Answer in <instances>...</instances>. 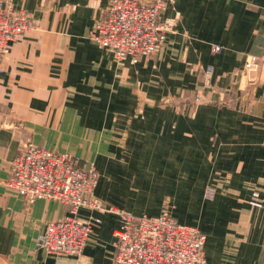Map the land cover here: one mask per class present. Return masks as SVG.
Returning <instances> with one entry per match:
<instances>
[{"label": "crops", "instance_id": "0c3cea01", "mask_svg": "<svg viewBox=\"0 0 264 264\" xmlns=\"http://www.w3.org/2000/svg\"><path fill=\"white\" fill-rule=\"evenodd\" d=\"M14 1L34 27L0 72V264L115 260L118 216L88 207L79 216L101 222L79 257L37 247L68 210L6 185L27 140L80 167L96 162L105 203L135 215L169 208L201 229L209 264H263L264 0H171L161 18H174V31L137 63L88 36L109 0ZM249 55L261 57L255 73L245 69Z\"/></svg>", "mask_w": 264, "mask_h": 264}, {"label": "built area", "instance_id": "2783aa9c", "mask_svg": "<svg viewBox=\"0 0 264 264\" xmlns=\"http://www.w3.org/2000/svg\"><path fill=\"white\" fill-rule=\"evenodd\" d=\"M169 1L109 0L106 15L96 21L88 36L112 51L117 60L130 58L137 63L142 56L155 54L174 31L175 19L161 18ZM33 27L30 12L17 7L14 0H0V72L12 43ZM221 50V45H213V51ZM260 64L261 57L249 55L245 69L255 73ZM202 99L199 95L198 100ZM98 183L96 162L80 167L69 153L29 142L12 159L6 185L30 203L43 198L66 206L68 214L49 222L36 239L37 247L49 254L78 257L82 254L94 226L101 222L99 217L79 216V210L88 207L118 216L114 264H209L205 252L207 238L201 229L179 222L169 208L149 216L107 204L96 195ZM215 196L216 189L208 186L206 199L213 200Z\"/></svg>", "mask_w": 264, "mask_h": 264}, {"label": "water", "instance_id": "95a60500", "mask_svg": "<svg viewBox=\"0 0 264 264\" xmlns=\"http://www.w3.org/2000/svg\"><path fill=\"white\" fill-rule=\"evenodd\" d=\"M21 125H22V124L19 123L18 126H21ZM29 142H30V140H27V141H25L21 146H22V147H25Z\"/></svg>", "mask_w": 264, "mask_h": 264}, {"label": "rangeland", "instance_id": "374dc122", "mask_svg": "<svg viewBox=\"0 0 264 264\" xmlns=\"http://www.w3.org/2000/svg\"><path fill=\"white\" fill-rule=\"evenodd\" d=\"M25 10H26V9H25ZM26 11H28V10H26ZM28 12H29V11H28ZM148 56H151V55H148ZM198 96H199V95H196V96H195L194 101H197V102H198V101H201V100H198ZM202 100H203V99H202ZM161 102H162V101H161Z\"/></svg>", "mask_w": 264, "mask_h": 264}]
</instances>
